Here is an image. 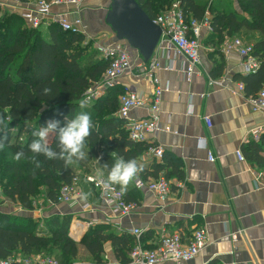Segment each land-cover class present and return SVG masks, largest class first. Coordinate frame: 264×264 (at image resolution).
Instances as JSON below:
<instances>
[{"label":"crops","instance_id":"crops-1","mask_svg":"<svg viewBox=\"0 0 264 264\" xmlns=\"http://www.w3.org/2000/svg\"><path fill=\"white\" fill-rule=\"evenodd\" d=\"M9 1H12L8 5L13 9L11 12L20 14L33 7L36 0L28 3ZM109 3L110 0H82L78 6L54 7L53 12L64 14L72 22L82 19L83 33L88 40L94 41V47H98L115 43L113 33L104 23ZM233 3L237 7V1L233 0ZM210 35L211 32L203 29L201 64L196 67L190 81L182 71L179 57L172 54L168 58L162 53L155 57L161 64L157 70L161 83H169L160 103V124L170 126L171 131H159L149 141L141 143L146 147L161 145L164 156L162 161L156 160L149 154V147L141 152L137 160L143 164L145 175L140 172L136 179L142 176L155 179L152 175L154 164H163L158 176L165 177L171 185V192L165 200L148 189H139L135 179L124 195L128 201L138 204L137 209L129 216L114 218L99 194L85 180V174H96L98 169L103 170L107 177L91 154L95 158L93 167H79L76 173L81 177L82 196L86 194L87 200L81 196L73 205L51 203L57 210L49 214L51 216L46 211L41 216L36 210L24 215L46 222L50 217L63 216L64 211L71 212L75 220L70 235L77 242L95 224L106 225L119 236H133L132 229H141V242L148 249L155 247L165 234L181 232L190 236L196 229L204 228L208 244L196 258L183 264H264V187L256 179L259 174L264 175V170L250 162L245 152L250 142H260L263 138H252L251 131L264 125V112L253 111L248 103L250 94L245 82L239 78L240 74L248 75L244 73L243 58L236 51H223L227 41L241 38L252 44L261 38V34L243 30L240 36L226 37L218 47L205 43ZM220 55L225 62L222 73L216 68ZM131 56L132 69L111 88L151 97L154 87L143 70L147 63L142 64L145 61L135 50H131ZM103 78L92 88L101 89ZM240 83H244V91L238 90ZM111 88L98 90L93 102L104 97ZM131 117L147 119L149 110L133 109ZM206 117L211 119V125ZM238 151L242 152L245 160H240ZM209 153L213 155V161L209 159ZM233 235L237 236L236 240ZM82 248L85 249L84 246ZM86 256L92 261L89 254ZM15 258V264H37L35 258L28 262L22 254ZM104 259L110 264L126 263L116 256L110 242L105 245Z\"/></svg>","mask_w":264,"mask_h":264},{"label":"trees","instance_id":"trees-1","mask_svg":"<svg viewBox=\"0 0 264 264\" xmlns=\"http://www.w3.org/2000/svg\"><path fill=\"white\" fill-rule=\"evenodd\" d=\"M18 1L28 3L31 0ZM137 1L155 19L176 0ZM178 1L188 22L193 19L202 21L209 15L212 31L205 40L207 44L218 47L226 37L240 36L243 30L261 34V38L252 44L254 54L263 63L257 72L240 74L239 78L245 82L250 95L262 89L264 0H236L237 7L233 0ZM109 64L110 61L94 47V41L88 40L83 32L64 30L58 22L29 27L19 13L0 9V116L13 118L7 129L6 148L0 151V177L2 193L22 208L33 210V201L43 188L46 199L56 203L62 186L70 183L76 174L72 165L66 167L60 159L37 156L41 161L40 168L28 159L33 155L29 145L36 139L33 131L47 126L50 120L59 121V126L63 127L67 119L74 118L79 112L89 113L93 127L86 145L106 173L114 162L112 152L127 161L137 159L149 147L129 139L124 121L115 115L119 96L124 93L121 89H108L104 97L90 106L79 107L80 99L101 81ZM224 65V57L220 55V60L216 61L219 73ZM44 88H50L51 92L46 95ZM48 142L54 151L59 152L56 132L49 133ZM20 151L25 157L16 161L14 155ZM245 152L250 162L264 170V136L260 142H250ZM106 164L108 168L104 167ZM162 168L163 164H154L152 175L155 179L159 178L158 171ZM144 171L141 175H145ZM72 218V215L53 216L42 227L33 217L0 211V260L18 254L26 258L46 255L55 257L59 264H70L79 255L78 246L81 244L95 264H102L105 245L110 242L116 256L129 262L127 256L134 247L135 237L119 236L108 226L95 224L77 242L70 235Z\"/></svg>","mask_w":264,"mask_h":264},{"label":"built area","instance_id":"built-area-1","mask_svg":"<svg viewBox=\"0 0 264 264\" xmlns=\"http://www.w3.org/2000/svg\"><path fill=\"white\" fill-rule=\"evenodd\" d=\"M81 3L82 0H36L33 7L26 8L20 15L29 27L37 28L47 26L51 22H58L64 30L84 32L82 19L78 18L72 22L64 14H54L53 12L54 7L61 5L78 6ZM153 21L162 28V35L151 59L142 64L147 63L143 70L145 76L153 85L154 92L151 97H143L135 92L122 94L119 98L117 111V116L125 122L129 139L138 143L149 141V138L159 131H171L170 126H161L160 124V103L164 92L169 89V83L163 85L160 81L157 70L161 68V64L155 58L156 54L162 53L163 56L168 58L172 54L179 57L183 64L182 71L185 73L187 80L190 81L196 73V67L201 64L203 29H207L209 32L212 31L209 15L202 21L193 19L188 22L178 0L174 1L169 8L153 19ZM253 48V44L245 43L241 38H234L224 44L223 51L226 53L236 51L243 58L244 73L250 74L257 72L263 63L262 59L254 54ZM97 49L103 58L110 61L101 82V89L111 88L123 75L132 69L131 49L125 42L99 45ZM244 88V83L238 85V90L244 91ZM98 90L90 88L85 93L84 98H91L89 105L97 98ZM248 103L253 111L264 112V87L256 94L249 95ZM136 108L148 109L150 117L140 120L133 119L131 112ZM205 119L211 125V119L209 117ZM251 136L256 140L263 137L264 125L252 129ZM148 152L156 160H163L164 147L161 145L151 144ZM237 154L240 160H245L242 152L238 151ZM209 159L214 160L211 153H209ZM84 177L86 182L99 194L114 218L121 219L129 216L137 209L138 204L128 201L124 193H121L118 185L105 190L99 185V177L96 174H85ZM256 179L259 185L264 187V175L261 173ZM80 182L81 177L75 174L70 183L62 186L56 203L75 204L83 194ZM136 186L139 189H148L154 192L161 200H165L171 192V185L165 177L148 180L138 177ZM131 233L135 237V244L130 251L129 262L114 264H183L196 258L208 244V235L204 228L196 229L190 236H185L181 232L165 234L153 249L143 246L141 242L143 231L141 229H132ZM233 239L236 240L237 236L233 235ZM33 258L36 259L35 262L37 264H59L55 257L46 255L26 258V261L31 262ZM16 261L17 259L12 257L8 260H0V264H14ZM102 264L110 263L104 259Z\"/></svg>","mask_w":264,"mask_h":264},{"label":"clouds","instance_id":"clouds-1","mask_svg":"<svg viewBox=\"0 0 264 264\" xmlns=\"http://www.w3.org/2000/svg\"><path fill=\"white\" fill-rule=\"evenodd\" d=\"M43 91L47 95L51 92V89L44 88ZM90 100V97L80 99L79 107L81 109L86 108ZM12 119L11 116L7 118L0 116V151H4L6 148L7 129ZM59 123L57 120H50L47 122V126H41L39 130L33 131L32 135L36 139L29 145L30 152L33 155L28 159L31 160L36 168L41 167V161L37 159V156L40 155L48 160H63L66 167L73 163L83 161L88 157L85 147L86 140L91 135V129L93 127L91 115L85 111H81L74 118L67 119L63 127H60ZM51 132L58 134L59 152L54 151L49 146L48 136ZM111 156L114 162L108 170L107 177L105 178L103 170H97L96 175L99 177V185L105 190L112 188L114 185H118L121 193H126L128 186L143 171V164L138 163L136 158L126 161L123 157H117L115 152H112ZM24 157L25 153L23 151L17 152L14 155L16 161H20ZM104 167L108 168V165L106 164ZM81 198L87 200L88 197L85 194Z\"/></svg>","mask_w":264,"mask_h":264},{"label":"water","instance_id":"water-1","mask_svg":"<svg viewBox=\"0 0 264 264\" xmlns=\"http://www.w3.org/2000/svg\"><path fill=\"white\" fill-rule=\"evenodd\" d=\"M104 23L113 42H125L148 62L160 40L162 28L143 10L137 0H110Z\"/></svg>","mask_w":264,"mask_h":264},{"label":"rangeland","instance_id":"rangeland-1","mask_svg":"<svg viewBox=\"0 0 264 264\" xmlns=\"http://www.w3.org/2000/svg\"><path fill=\"white\" fill-rule=\"evenodd\" d=\"M12 1H9V0H0V9L5 12V11H9L11 13V11L13 10L11 6H8L9 3H11ZM96 50L98 51L97 47H95ZM132 50V49H131ZM133 51V50H132ZM99 52V51H98ZM26 134V133H24ZM85 151L88 153V157L83 160V161H79V162H76V163H73L72 164V167L75 169V173H77L79 167H93V162H94V157L91 155V152L89 150V148L85 147ZM2 155H0V158H1ZM3 189V183L1 181V177H0V211H6L7 213H10V215H13V214H30L31 211L33 210H36V211H39L41 213V216H42V212H45L47 213V215L57 211V210H54L55 208H53L51 202H49L47 199H46V196H45V189L43 188L40 192V194L34 199L33 201V210H26L24 208H22L20 206V204H18L17 202L11 200L10 198H8L7 196H5L1 191ZM23 211V212H22ZM30 212V213H29ZM45 213V214H46ZM64 215H72V223H71V227H72V224L75 220V217L74 215L71 213V212H66L64 211ZM51 216V215H49ZM38 218V217H37ZM33 219H36V218H33ZM40 222V221H39ZM45 221H42L39 223V225H44ZM77 240V239H76ZM79 242V240H78ZM79 248V255L77 256V258L73 259L71 262H69L70 264H93L94 262L91 261L90 259L87 260V252L85 249L82 248V246L79 244L78 246Z\"/></svg>","mask_w":264,"mask_h":264}]
</instances>
